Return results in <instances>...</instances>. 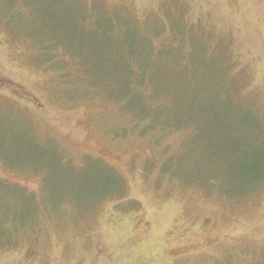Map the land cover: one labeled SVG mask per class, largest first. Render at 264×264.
Here are the masks:
<instances>
[{
  "label": "rangeland",
  "instance_id": "374dc122",
  "mask_svg": "<svg viewBox=\"0 0 264 264\" xmlns=\"http://www.w3.org/2000/svg\"><path fill=\"white\" fill-rule=\"evenodd\" d=\"M177 10L187 45H231V95L264 111V0H0V218H20L23 190L44 205L0 264H264V184L218 191L256 179L260 126L229 142L214 123L219 56L151 55Z\"/></svg>",
  "mask_w": 264,
  "mask_h": 264
},
{
  "label": "trees",
  "instance_id": "16d2710c",
  "mask_svg": "<svg viewBox=\"0 0 264 264\" xmlns=\"http://www.w3.org/2000/svg\"><path fill=\"white\" fill-rule=\"evenodd\" d=\"M12 3V2H11ZM179 12V14H178ZM175 13L178 14L177 18H176V22H177V26L173 27L171 30L169 31V35H171L170 37L172 38L173 43L168 45V46H164V47H157L153 44V42L151 41V45L153 47H151L152 56H160V53L162 51V49H168L170 51H173L174 53H177V55L175 56L177 59H181L183 60L182 62L185 61V56L186 54L188 55H197L200 48V50L204 51V55L207 57H212V56H219L221 59V63L220 64V71H219V81L218 83L215 85L214 84V93L212 96L211 100V110H212V115L214 118V123H217V125L222 126V125H226V130L228 134H227V138L229 142H235V140L239 139L238 134L240 132V130L238 131V127L240 125H253L255 124L256 126H260V132L258 135V138L256 140L255 137H257V135L254 136L252 142H254V144H259V143H264V129L262 128L261 123L264 125V111L261 110L262 112H260V110H258L256 108L257 111H255L254 115L249 113V112H243L242 113V108L244 107V103H238L239 101H241V98L235 99L231 93H233V91L236 90V92L239 90V85L236 82V80H228L226 79L229 76L228 70L226 69V64H224L225 61H227V59L229 58V52H230V48L231 45L226 43H223V40L217 36L214 35V33H211L212 37L205 34V33H200V39L205 42H207L208 44L204 45V46H200V45H187L186 42L189 44L191 43V40L193 39V37H195V33L197 32L198 28L193 27H189L188 23L185 22L184 17L185 14L182 10L180 11H175ZM166 30V29H165ZM111 32V29L109 31V33ZM157 36H159V33L156 34ZM210 37V38H208ZM211 39V40H210ZM211 42V44H210ZM49 46H51L52 48L56 49L58 48L59 44H54L53 41L50 42ZM191 48H190V47ZM63 47V46H62ZM64 48V47H63ZM188 48L190 49L188 51ZM196 48V49H195ZM49 49V48H48ZM53 49V50H54ZM188 51V52H185ZM197 52V53H196ZM52 51H44V55L45 57H47L48 55H51ZM196 53V54H195ZM193 55V56H194ZM231 55V52H230ZM196 57H199L196 56ZM226 58V59H225ZM227 76V77H226ZM141 84V83H140ZM128 85V89L130 88V81L127 83ZM136 85H133V89L136 92ZM230 88H228V87ZM226 87L228 89H226ZM138 93V92H136ZM192 94V92H191ZM161 97V96H159ZM152 98V97H151ZM158 98V97H157ZM168 98V97H167ZM205 96L203 97L202 100H204ZM152 99H156V98H152ZM200 100V101H202ZM229 103V108H225L224 111H220V108L223 107V103ZM169 101V100H168ZM246 102V101H245ZM150 109H148V113L153 112H158L160 107L158 108H152L149 106ZM223 110V109H222ZM202 112V111H201ZM263 117V118H262ZM149 119V118H147ZM190 119L193 120V115L191 114L190 111H188V113L185 115L184 118V122L187 124H183V125H189ZM142 120H146V117H144V119ZM182 126V124H179V126H174L177 128H180ZM173 127V128H174ZM221 134H215V137H219ZM240 142V140H238ZM251 142V141H250ZM240 144H242L240 142ZM245 147V145H244ZM264 147V146H263ZM245 151H247L249 149V145L245 147ZM243 151V152H245ZM238 152H242L240 151V149L238 151H236V153ZM248 153L250 152L247 151ZM258 155H256L258 158H256V160H258V167L256 170L257 173V177L256 179H254V181H247L246 183L242 182L241 179H239V181H241V183H238V179H237V175L235 174V176H233V181L231 183V186H228L226 189L223 190H218L219 192H224V195H232L236 194V195H240L241 198H245L248 197V194L250 193H254L255 191L259 190L257 187V185H263L264 184V153L262 152V156L257 153ZM249 164L251 165V168H249L250 170H248V173H251L254 169V164H256V161H252L251 159H248ZM166 170L167 173L168 171L171 172L173 174V177L171 179V181H173L174 178H176L177 174L173 171L172 172V168H169L168 166H166ZM176 176H175V175ZM220 176V175H219ZM211 176H209L208 178H210ZM178 178V176H177ZM203 178V177H202ZM201 177L196 178L197 181H202ZM215 178V177H214ZM253 178V177H251ZM218 180V178H215V182ZM197 181H195L196 183H198ZM194 181L193 183L196 184ZM209 182V181H208ZM250 182V185H247V183ZM7 183V182H6ZM4 183L3 181H0V185L7 187L6 185H9V183ZM46 183V182H45ZM185 184H187V182H185ZM238 184H241V188L239 187ZM253 185L255 186L254 188ZM215 187L216 184H215ZM256 188V189H255ZM245 189V190H243ZM238 190V191H237ZM21 191V190H19ZM45 194L42 193V196L44 197ZM222 195V196H224ZM18 196H22L21 200L26 204H22L21 206V216L19 219L18 216L19 214L15 217V218H0V248L2 247H7L8 245V241H13V243H17L16 241V237L14 236L12 233H17L18 231H31V230H35L37 228L36 223H37V214L39 209H41V205H43V203H38L37 202V198H39V196H37L36 194L33 195H27L24 193V190L21 191ZM228 197V196H227ZM12 202V201H10ZM30 203V204H28ZM48 203V201H47ZM51 205V203H50ZM18 230V231H17Z\"/></svg>",
  "mask_w": 264,
  "mask_h": 264
}]
</instances>
